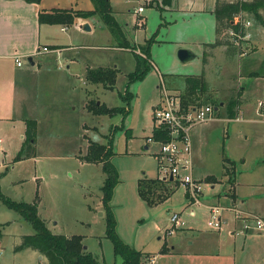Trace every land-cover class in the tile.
Wrapping results in <instances>:
<instances>
[{"label": "rangeland", "instance_id": "rangeland-1", "mask_svg": "<svg viewBox=\"0 0 264 264\" xmlns=\"http://www.w3.org/2000/svg\"><path fill=\"white\" fill-rule=\"evenodd\" d=\"M49 2L55 6H68L67 8L93 9L97 5L95 0H49ZM110 3L115 9L120 10L116 18L124 33L123 37L125 36L130 43L128 46H121L123 37L114 34L99 16L94 19L95 24L98 25L92 31L80 29L76 25V20L69 24L64 32L58 31V26L52 28L56 29L57 39L63 43L71 41L76 44L103 45L102 48L84 49L80 55L97 63L118 68L112 89L98 86L90 94L92 100L99 103L105 101L112 106L123 103L119 93L124 90L127 73L135 68L136 56L140 58L145 56L146 48L149 49L151 69L142 79L129 84L133 97L130 113L124 123L130 128V135H127L123 128L118 129L114 135L115 153L111 161L117 169L118 181L109 201L119 236L135 248L148 252L157 250L168 240L170 234L167 232L172 227L170 213L180 211L187 203L186 190L180 184L176 185L166 201L153 205L143 200L137 191L139 177H161L154 154L158 150V144L151 142L149 148H144L146 138L152 134V125L156 121L152 113V104L158 102L163 85L169 91L178 94L184 88V73L201 71V53L198 48L191 46L197 55L184 62L177 57V41L187 39L184 42L186 44L182 45L191 44L188 41H191L194 34L195 36L199 34L197 28L206 32L211 20L209 17H204L196 24L198 27L194 29L192 25V29L187 32L183 27L189 22L176 23L167 28L160 27L155 41L154 30L160 20L158 8L147 6L138 15L133 11L135 0H110ZM258 10L264 17V6L259 7ZM243 13L245 21L249 19L251 24L252 22L258 24L252 13ZM149 38L153 41L149 42ZM108 45L124 48L134 46L136 50H117ZM43 58H47L46 55ZM219 58L220 56L217 55L216 60L219 61ZM25 60L28 62L27 59ZM50 61L49 63L48 60L45 66L29 78L33 80L31 84L34 90L36 84L39 89L41 88L38 101L30 102L33 104L31 117L37 120L35 141L31 146L27 144L28 146L23 148L24 154L28 151L33 154L28 158L17 160L14 157L7 158L9 161L6 165L0 166V191L12 199L28 202L33 201L37 193L38 213L51 231L82 234L85 244L97 255L101 264H122L121 257L113 253L111 241L106 236H102L106 220L105 208L99 198L102 195L100 187L105 176L102 164L101 162L81 163L77 159V154L87 151L89 136L92 138L88 141L94 139L99 142L106 141L105 134L108 133L111 125L121 122V114H92L83 111L80 100L82 94L79 91L69 94L65 90L58 89L49 94V80H77L76 89H79L82 80V76L78 72L75 73L71 67L67 68L63 61L59 64L58 61L54 62V59ZM58 65L61 67H57ZM81 65L82 63L75 67L76 71ZM217 67L210 65L213 71L217 70ZM229 72L231 73V70H227L226 74L220 77L212 73L210 80H207L212 100L226 101L230 96L236 95L237 80H231L228 77ZM224 75L227 76L226 80ZM253 116L256 119L263 117L255 113ZM78 118L90 125L96 124L98 129L89 128L88 136L84 137L77 125ZM262 129L264 130V122L249 121L242 117L240 120L237 118L224 121L208 120L190 128L189 134L193 143V131L198 130L195 136L197 171L210 172L222 179L211 183L214 187H211V184L203 186L200 195L203 201H208L206 197L210 196L213 203L226 205L228 196L223 191L228 190L230 182L228 174L225 173V165L227 167L232 165L235 183L239 178L248 180L263 174L264 170L259 169L260 163H257L259 157L264 155ZM191 170L196 178L193 174V165ZM237 192L239 193L238 190ZM240 193H245L249 198L254 197L250 187H243ZM203 205L190 206L195 210L194 215H189L188 209L181 213L184 226H199L202 229L208 227V209ZM222 216L225 219L222 228L233 224L232 211L224 207ZM33 231L31 224L22 220L20 215L5 205L0 198L1 264H45L46 259L44 258V262V259L39 258L38 253L30 248L18 252L14 249V246L20 242L21 235Z\"/></svg>", "mask_w": 264, "mask_h": 264}, {"label": "crops", "instance_id": "crops-1", "mask_svg": "<svg viewBox=\"0 0 264 264\" xmlns=\"http://www.w3.org/2000/svg\"><path fill=\"white\" fill-rule=\"evenodd\" d=\"M215 3L216 0H172V3L164 6L163 10L158 9L160 20L154 30L157 31L155 41H157L160 27L167 28L176 23L189 22V24H185L183 27L187 32L192 28L195 29L198 27L196 24L199 23V20H202L204 17H209V20H211L209 29H206L207 31L205 32L197 28L199 34L196 36L194 34V37L190 39L191 41H188L191 42V44L182 45L186 44L184 42L187 39H179V41H177V48L181 46L188 47L196 56L197 53L191 48V46H195L201 53V71L198 73H184V76L186 74L197 75L203 72L207 81L210 80L212 73L220 77L226 74L227 70H231L228 77L231 78V80H237L235 84L237 88L236 95L241 99L236 115L237 118H239L237 120H240L242 117L249 121L259 120L264 122V25L260 23L253 24V22L252 24L249 22L250 24L247 25V21H245L246 33L242 37L240 44H238L239 47H237L234 53L227 55L226 45L214 43L216 38V20L213 12ZM53 7L61 6L51 5L49 0H40L39 2L0 0V151L2 153L0 166L6 165L7 161H9L7 158H13L23 147L26 129L25 118L33 116V112H31L33 110V104L30 102L34 100L38 101V95L41 92V88L39 89L37 84L35 90L33 89V80L29 78L37 73L42 66H45L48 60L50 63V60L54 59V62L58 61V64L60 61H63L67 68L71 67L75 73L78 72L79 75L82 76L79 89H76L77 80H49V94L56 92L58 89L65 90V92L69 94H74L79 91V93L82 94L80 99L82 110L87 113L95 114L88 110L86 105L87 101L93 98L90 96L91 92L98 86H101L103 89H109L104 87L101 83H93L86 80L85 72L86 68L89 66L110 65L97 63L90 58L80 55L81 51H84V49L91 47L102 48L103 45L76 44L71 41H65L66 43H63L57 39V31L52 27L58 26V31L64 32L68 25L39 22L38 12L41 9H51ZM67 7L68 6H65V8ZM112 8L116 18L120 10L115 9L113 5ZM242 14L244 15V13ZM97 17V15L88 18L77 17L75 22L80 29L92 31L95 26L98 25L94 22V19H97ZM247 20L249 21V19ZM85 21H88L90 24L89 30L82 28V24ZM62 27L65 28L63 29ZM42 46H48L49 49L42 50ZM108 46L117 50H136V48L130 47ZM204 51L207 52L206 62H203ZM134 52L137 53L139 51ZM45 55L47 58H43ZM217 55L220 56V62L216 60ZM15 56L21 58V65L16 64ZM25 59H27L28 62H26ZM80 63H82V65L76 71L75 67L78 64L80 65ZM211 64H213V67L218 66L219 68L217 67V70L213 71L210 68ZM57 67L61 66L58 65ZM158 73L160 74V71ZM224 79L226 80L227 76L224 75ZM220 80H222V78H220ZM239 80L246 81L240 82ZM36 81L38 83V80ZM233 86L234 84H232V87ZM160 99L161 92L158 102L152 104V111L156 104L159 103ZM97 103H99V101ZM216 112H218V109H216L213 118L209 120L215 119L217 121H224L227 119H234L223 117ZM254 113L263 117L256 119L253 116ZM154 123L152 125V130ZM77 125L84 137L88 136L87 133L89 128L98 129L96 124L90 125L85 121H81L80 118L77 119ZM197 131L198 130L193 131V174L197 179L203 180L207 175L215 174L210 172L199 173V171H197L198 162L195 144ZM262 132L264 134L263 129ZM149 137H151V135L147 136L144 144V148L146 149L149 148L152 142L148 140ZM91 138L92 137L89 136L87 139V146L89 144L88 140ZM263 147L264 141L262 144V148ZM85 154L86 152L77 154V159L81 163L88 162L84 159ZM154 154H156V151ZM262 154H264V152H262ZM259 158L260 159L257 160V163H260L259 169L264 170V155ZM229 167L231 168L229 169ZM227 168L228 180L230 183L228 190L223 191V193L228 196L225 204H234L241 209L261 215L264 218V172L262 175L259 174V176L252 179L248 178V180L239 178V181L235 183L236 180L233 175L232 165ZM194 171L196 173H194ZM215 176L217 180H222L221 177L218 178L217 175ZM214 182L216 181H210V184ZM211 187H214V185L211 184ZM243 187H250L254 197L249 198L245 193H240ZM99 198L101 200V195ZM185 198L187 201L186 191ZM206 198L208 201L203 202H212L210 196ZM238 224L239 221L234 220L231 226L221 227L218 230L209 227L202 229L199 226H182L176 229L174 228L172 231L168 230L167 233L170 234V236L168 235V240L165 241L167 250L161 252L160 249L162 245L157 250L148 251L150 252L148 257L151 258L149 264H264V230L250 229L242 234L232 233V230L234 227H237ZM65 234L70 235V233ZM102 236H104V233ZM84 246L86 249L90 250L85 242ZM19 250H16V252ZM32 250L38 253L39 258H45L46 262L45 259L44 262L47 264V258L43 253L35 249ZM95 256L97 257V255ZM97 259L99 261L98 257Z\"/></svg>", "mask_w": 264, "mask_h": 264}, {"label": "trees", "instance_id": "trees-1", "mask_svg": "<svg viewBox=\"0 0 264 264\" xmlns=\"http://www.w3.org/2000/svg\"><path fill=\"white\" fill-rule=\"evenodd\" d=\"M26 1L39 2L40 0ZM95 1L97 5L93 9L65 7L41 9L38 12V20L45 23L69 25L77 17L88 18L97 15L114 34L117 33V35L123 37L124 33H122L121 26L113 14L110 0ZM171 3L172 0H151L149 6L163 10L164 6ZM262 6H264V0H216L213 9L216 20V38L214 43L226 45L227 55L234 53L246 33L245 20L242 13H252L254 19L264 25V17L258 10ZM154 32L157 33V31ZM150 41H153V39L149 38ZM129 44L124 36L121 46H128ZM144 54L145 56L141 58L138 55L136 56L135 68L127 73L126 85L123 92L119 93L123 100L122 104L108 106L105 102L97 103L96 100L92 99L88 100L86 104L87 109L95 114H121V122L110 126L108 133L105 134V142L89 141L84 159L88 162H101L102 164V169L105 173L100 187L102 191L101 201L105 208L106 216L104 236L111 241L113 253L121 257L122 264L150 263V258L148 257L150 252L135 248L119 236L116 231V219L109 204L113 188L118 181L117 169L111 161V157L115 153L113 146L114 135L118 129L122 128L125 129L127 135H130V128L126 127L124 123L126 116L130 113L131 99L133 97V92L129 90V84L142 79L152 67L149 61L150 52L148 47ZM206 56L207 52L204 51L203 62H206ZM117 71L118 69L115 66H89L86 68L85 78L90 82L101 83L104 87L112 89L116 82ZM184 78V88L178 93L184 106L211 103L218 109L217 113L223 117H236L241 102L238 95L230 96L226 101L212 100L203 72L197 75L186 74ZM25 122L26 129L23 147L14 156L15 160L22 157H30L33 154L30 151L24 154L23 148L27 144L31 146L35 141L37 122L33 117H26ZM151 137L156 140H167L169 133L162 124L156 125L154 123ZM227 170L228 168L225 165V173H227ZM203 180L217 181V177L209 174ZM176 185L178 183L170 178L141 176L137 181V191L143 200L149 205H153L165 201L173 193ZM35 197L33 201L29 202L15 200L0 191V198L5 205L15 210L22 220L30 223L34 229L32 233L21 235L20 242L14 246V249L19 250L25 247L35 249L46 256L47 264H100L95 254L84 246V235H67L51 231L45 220L38 213L37 200L39 196L37 193ZM166 250L167 247L164 243L160 251Z\"/></svg>", "mask_w": 264, "mask_h": 264}, {"label": "built area", "instance_id": "built-area-1", "mask_svg": "<svg viewBox=\"0 0 264 264\" xmlns=\"http://www.w3.org/2000/svg\"><path fill=\"white\" fill-rule=\"evenodd\" d=\"M133 11L141 14L151 0H135ZM247 21L246 24H249ZM63 29L65 27H62ZM232 32V31H230ZM42 50H48V46H42ZM17 65L22 64L19 56H15ZM215 106L211 103H202L184 106L179 94L169 91L164 85L161 90V99L153 108V117L156 125H163L169 133L167 140H156L149 137L148 140L158 144L156 158L158 172L164 179L170 178L182 185L187 192V203L180 211L170 213L169 219L172 225L169 231L184 226L181 213L188 209L189 215H194L195 210L190 207L194 204H204L208 209L207 225L211 229L218 230L225 219L222 211L225 208L233 212V221H239L232 233L242 234L250 229L264 230V218L261 215L246 211L234 204L220 205L213 202H203L200 198L204 185L210 181L194 178L192 175V142L190 128L200 122L207 121L215 115ZM235 118V117H234ZM237 118V116H236ZM238 119V118H237ZM160 177V176H159ZM203 205V206H204ZM151 259V258H150Z\"/></svg>", "mask_w": 264, "mask_h": 264}, {"label": "water", "instance_id": "water-1", "mask_svg": "<svg viewBox=\"0 0 264 264\" xmlns=\"http://www.w3.org/2000/svg\"><path fill=\"white\" fill-rule=\"evenodd\" d=\"M82 28L85 30H89L90 24L87 21H85L82 24ZM176 53H177V57L181 61H187L195 56V53L191 49H189L188 47H184V46L179 47ZM170 179H172V176H170Z\"/></svg>", "mask_w": 264, "mask_h": 264}]
</instances>
